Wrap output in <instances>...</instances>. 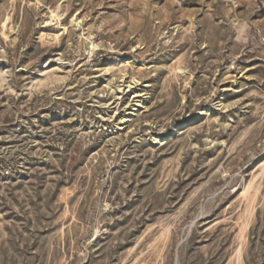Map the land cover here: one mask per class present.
<instances>
[{"label":"rangeland","instance_id":"374dc122","mask_svg":"<svg viewBox=\"0 0 264 264\" xmlns=\"http://www.w3.org/2000/svg\"><path fill=\"white\" fill-rule=\"evenodd\" d=\"M263 163L264 0H0V264H264Z\"/></svg>","mask_w":264,"mask_h":264},{"label":"bare ground","instance_id":"6f19581e","mask_svg":"<svg viewBox=\"0 0 264 264\" xmlns=\"http://www.w3.org/2000/svg\"><path fill=\"white\" fill-rule=\"evenodd\" d=\"M78 20L79 18H76L75 22H77ZM132 88H133V84L122 82V86L117 91V97L113 101L108 103L107 108L111 110L113 114V116L111 117V120L116 121L117 114L119 113L120 109L123 106V97L125 94L129 93L132 90ZM143 97L144 95L140 94V95L135 96L134 99H138L136 102L141 103L140 100H142ZM217 106L222 107V109H225V107L222 104H220V102L217 104ZM260 168H262L261 173L262 175H264V163L260 166Z\"/></svg>","mask_w":264,"mask_h":264}]
</instances>
